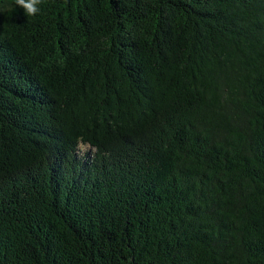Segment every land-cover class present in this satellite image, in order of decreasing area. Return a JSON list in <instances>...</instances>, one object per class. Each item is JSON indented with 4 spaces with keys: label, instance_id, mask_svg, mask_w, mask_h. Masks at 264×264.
<instances>
[{
    "label": "trees",
    "instance_id": "obj_1",
    "mask_svg": "<svg viewBox=\"0 0 264 264\" xmlns=\"http://www.w3.org/2000/svg\"><path fill=\"white\" fill-rule=\"evenodd\" d=\"M0 0V264H264V0Z\"/></svg>",
    "mask_w": 264,
    "mask_h": 264
},
{
    "label": "clouds",
    "instance_id": "obj_2",
    "mask_svg": "<svg viewBox=\"0 0 264 264\" xmlns=\"http://www.w3.org/2000/svg\"><path fill=\"white\" fill-rule=\"evenodd\" d=\"M40 0H15V5L23 9L27 16L35 15L39 12Z\"/></svg>",
    "mask_w": 264,
    "mask_h": 264
}]
</instances>
